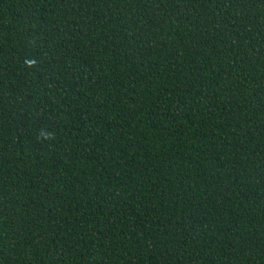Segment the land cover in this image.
I'll list each match as a JSON object with an SVG mask.
<instances>
[{
  "label": "trees",
  "instance_id": "16d2710c",
  "mask_svg": "<svg viewBox=\"0 0 264 264\" xmlns=\"http://www.w3.org/2000/svg\"><path fill=\"white\" fill-rule=\"evenodd\" d=\"M0 264H264V0H0Z\"/></svg>",
  "mask_w": 264,
  "mask_h": 264
}]
</instances>
